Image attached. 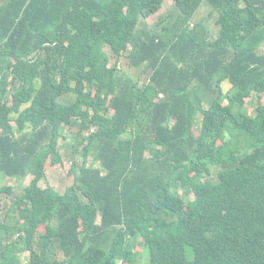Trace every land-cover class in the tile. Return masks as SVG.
<instances>
[{
    "label": "trees",
    "instance_id": "obj_1",
    "mask_svg": "<svg viewBox=\"0 0 264 264\" xmlns=\"http://www.w3.org/2000/svg\"><path fill=\"white\" fill-rule=\"evenodd\" d=\"M165 2L0 0V264H264V0Z\"/></svg>",
    "mask_w": 264,
    "mask_h": 264
},
{
    "label": "rangeland",
    "instance_id": "obj_2",
    "mask_svg": "<svg viewBox=\"0 0 264 264\" xmlns=\"http://www.w3.org/2000/svg\"><path fill=\"white\" fill-rule=\"evenodd\" d=\"M172 6H173V0H166L163 9L155 16H153L152 18H150L148 20V23L150 26L154 25L155 23L158 22L159 17L161 16V14H165L167 15L168 12H170L172 10ZM202 17H204L205 19H207L206 23L207 25H209V27L216 32L217 27L215 26V20L213 18V16H210V14H208L207 12H203ZM116 62V60L113 58L111 63L114 64ZM120 68L123 69V71L127 72L128 75H130V69L128 68V59L127 58H123L120 60ZM135 74L138 75L137 79L140 81V83L142 82V78L145 74H141L139 70L135 71ZM223 89L225 92H231L232 93V87L231 84L229 82H225L223 84ZM264 100V98H263ZM259 99L256 96H253L251 98H249L244 106V109L248 112V114L250 115H255V108L256 105L258 104ZM227 102H225L226 104ZM76 133V129L73 128H67L65 131V134L67 135V140L66 141H61V145H62V152L66 155V153L71 152V147H72V134ZM72 136V137H71ZM78 162L81 164L82 163V158L80 156L77 157ZM71 168V163L70 162H66L64 166H52L51 165V161L49 160L46 163V180L45 182H48L51 186H53L56 191H58L59 193H64L65 190L67 188H69L71 185H73L74 183V178L70 176L69 174V170ZM32 178H28V179H24L22 181H16L15 179H8L5 177H0V189L3 187H12L13 189V195H8V194H0V212L2 209V217H4V212L5 210L9 209L11 204H12V198L15 197L16 194H20L22 193L24 187L28 184V182L31 180ZM42 182L41 186L45 187L46 183ZM192 199V197H191ZM2 219V218H1ZM141 251V250H139ZM141 254H143V257H141V264H149V254L146 253V259L145 257V253L144 252H140ZM20 260L22 261V264H27L28 260H29V254L28 253H24L21 254L19 256Z\"/></svg>",
    "mask_w": 264,
    "mask_h": 264
}]
</instances>
